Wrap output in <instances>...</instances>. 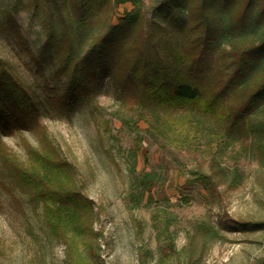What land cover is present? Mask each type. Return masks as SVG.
I'll use <instances>...</instances> for the list:
<instances>
[{
  "label": "rangeland",
  "instance_id": "1",
  "mask_svg": "<svg viewBox=\"0 0 264 264\" xmlns=\"http://www.w3.org/2000/svg\"><path fill=\"white\" fill-rule=\"evenodd\" d=\"M158 1L143 0L145 18ZM131 9L130 2L114 7L111 23ZM43 18L30 0H0V58L31 97L39 124L32 131L5 123L0 140L29 167L27 147L39 148L45 133L91 209L76 234L55 236L41 202L0 160V264H253L263 257L264 229L241 225L264 220L257 137L226 134L199 110L142 107L107 75L85 77L68 93L44 44ZM260 109L252 120L262 118Z\"/></svg>",
  "mask_w": 264,
  "mask_h": 264
},
{
  "label": "trees",
  "instance_id": "2",
  "mask_svg": "<svg viewBox=\"0 0 264 264\" xmlns=\"http://www.w3.org/2000/svg\"><path fill=\"white\" fill-rule=\"evenodd\" d=\"M125 2L132 9L111 23L113 8ZM30 6L44 16V44L68 93L78 91L85 77L107 75L142 107L199 110L226 134H251L264 146V0H159L147 18L143 0H30ZM257 109L263 116L252 120ZM5 123L32 131L39 125L31 97L0 58V127ZM39 142L37 149L27 147L29 167L1 140L0 160L41 202L50 233L76 234L91 207L45 133ZM196 175L213 185L209 176ZM241 225L264 229V220ZM253 264H264V256Z\"/></svg>",
  "mask_w": 264,
  "mask_h": 264
}]
</instances>
